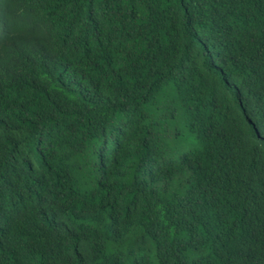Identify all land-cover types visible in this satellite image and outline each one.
Returning a JSON list of instances; mask_svg holds the SVG:
<instances>
[{"label":"trees","instance_id":"1","mask_svg":"<svg viewBox=\"0 0 264 264\" xmlns=\"http://www.w3.org/2000/svg\"><path fill=\"white\" fill-rule=\"evenodd\" d=\"M0 264H264V0H0Z\"/></svg>","mask_w":264,"mask_h":264}]
</instances>
